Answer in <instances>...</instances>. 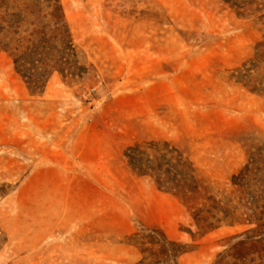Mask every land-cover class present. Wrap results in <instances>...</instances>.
Masks as SVG:
<instances>
[{
	"label": "rangeland",
	"instance_id": "rangeland-1",
	"mask_svg": "<svg viewBox=\"0 0 264 264\" xmlns=\"http://www.w3.org/2000/svg\"><path fill=\"white\" fill-rule=\"evenodd\" d=\"M59 3L61 19L42 1L17 0L21 29L38 28L50 46L42 88L0 51V264H133L130 236L148 228L185 245L179 264L219 254L264 264V241L237 243L257 224L231 185L252 156L264 158V11L238 15L222 0ZM148 142L190 166L187 197L129 166L127 149ZM81 174L98 185L99 206L63 187ZM207 197L229 218L201 234L190 211Z\"/></svg>",
	"mask_w": 264,
	"mask_h": 264
},
{
	"label": "trees",
	"instance_id": "trees-1",
	"mask_svg": "<svg viewBox=\"0 0 264 264\" xmlns=\"http://www.w3.org/2000/svg\"><path fill=\"white\" fill-rule=\"evenodd\" d=\"M34 1L46 3L48 8L60 12V19L63 17L59 0ZM222 1L229 4L238 15L254 13L263 15L264 0ZM1 7L6 8V12L0 14V51L9 54L17 73L29 88H42L50 66L48 60L52 61L48 57L50 46L46 45L45 33L38 28L21 29L24 14L23 10L17 7V0H0ZM7 8H11V11ZM49 15L57 17L52 13ZM34 25L35 23H29V26ZM54 25H58V22ZM54 30L58 31V28L55 26ZM65 45L72 48L71 39H68ZM258 45L262 46V43L259 42ZM260 55H262L260 52L255 54L257 57ZM173 151L175 150L169 148L166 142H148L144 147L140 145L129 147L125 156L129 166L137 174L150 175L157 187L172 191L177 197H187L189 192L196 189V178L185 161L172 155ZM231 185L236 191L248 197L251 217L246 221L257 224V230L249 236L245 235L244 240L237 243L264 241V236L257 237L259 228L264 225V221L261 222L264 215V158L258 159L252 156L237 173L232 175ZM219 213L222 215L219 216ZM190 215L201 234L215 230L222 222H228L229 218L224 206L222 207L219 200L212 197H207L200 206L194 207ZM249 231L253 230H247L245 233ZM130 239L131 244L140 253V258L133 264H179V257L188 251L183 243L169 238L160 228H148L141 232H134ZM227 256L232 260L230 264H240L242 256L239 254H219L213 264H224Z\"/></svg>",
	"mask_w": 264,
	"mask_h": 264
},
{
	"label": "crops",
	"instance_id": "crops-1",
	"mask_svg": "<svg viewBox=\"0 0 264 264\" xmlns=\"http://www.w3.org/2000/svg\"><path fill=\"white\" fill-rule=\"evenodd\" d=\"M71 179L67 180L68 184H62L64 188H68L70 193H76V191H82L83 194L77 195V194H70L69 196H76L77 199L81 204H83L86 208H94L99 206L97 204V197L94 195L95 192L99 190V187L97 184H95V180H93L92 176L90 175H73L72 177L69 176ZM73 178H79V179H73ZM74 182H79L80 184H73ZM61 185V186H62ZM70 206L76 207V202L70 201L68 202Z\"/></svg>",
	"mask_w": 264,
	"mask_h": 264
}]
</instances>
